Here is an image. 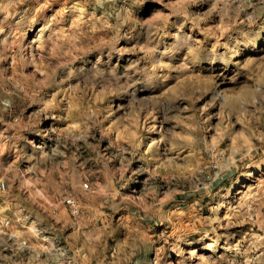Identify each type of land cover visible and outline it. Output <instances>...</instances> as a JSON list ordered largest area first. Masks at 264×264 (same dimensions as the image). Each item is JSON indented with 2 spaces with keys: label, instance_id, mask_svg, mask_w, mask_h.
I'll use <instances>...</instances> for the list:
<instances>
[{
  "label": "rangeland",
  "instance_id": "obj_1",
  "mask_svg": "<svg viewBox=\"0 0 264 264\" xmlns=\"http://www.w3.org/2000/svg\"><path fill=\"white\" fill-rule=\"evenodd\" d=\"M0 183V264H264V0H0Z\"/></svg>",
  "mask_w": 264,
  "mask_h": 264
},
{
  "label": "built area",
  "instance_id": "obj_2",
  "mask_svg": "<svg viewBox=\"0 0 264 264\" xmlns=\"http://www.w3.org/2000/svg\"><path fill=\"white\" fill-rule=\"evenodd\" d=\"M4 188H5L4 184H3V183H0V189L4 190ZM65 203H66V205H68L69 207H74V203H73V201H72L71 199H67V200H65ZM7 224H8L7 221H4V222L2 223L3 226H7Z\"/></svg>",
  "mask_w": 264,
  "mask_h": 264
}]
</instances>
